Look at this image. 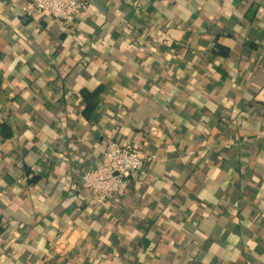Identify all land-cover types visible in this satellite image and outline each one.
<instances>
[{
	"label": "crops",
	"instance_id": "0c3cea01",
	"mask_svg": "<svg viewBox=\"0 0 264 264\" xmlns=\"http://www.w3.org/2000/svg\"><path fill=\"white\" fill-rule=\"evenodd\" d=\"M0 0V264H264V0ZM157 156L86 205L106 139Z\"/></svg>",
	"mask_w": 264,
	"mask_h": 264
},
{
	"label": "built area",
	"instance_id": "2783aa9c",
	"mask_svg": "<svg viewBox=\"0 0 264 264\" xmlns=\"http://www.w3.org/2000/svg\"><path fill=\"white\" fill-rule=\"evenodd\" d=\"M87 5L85 0H28L21 11L29 17L47 12L60 21L66 31L74 34L78 31L76 15ZM156 160L157 156L153 154L142 155L138 149L122 146L111 137L107 138L101 162L77 178L85 204L105 206L121 200L126 195L131 174L140 171L146 162ZM4 194L5 190L0 187V197Z\"/></svg>",
	"mask_w": 264,
	"mask_h": 264
}]
</instances>
